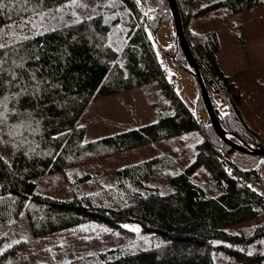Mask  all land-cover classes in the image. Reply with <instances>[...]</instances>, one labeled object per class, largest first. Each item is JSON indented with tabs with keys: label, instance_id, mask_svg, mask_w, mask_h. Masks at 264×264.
Listing matches in <instances>:
<instances>
[{
	"label": "trees",
	"instance_id": "trees-1",
	"mask_svg": "<svg viewBox=\"0 0 264 264\" xmlns=\"http://www.w3.org/2000/svg\"><path fill=\"white\" fill-rule=\"evenodd\" d=\"M112 1L117 4L110 7L112 12L78 19L79 23L77 18L65 15V20L54 26L55 31L35 35L31 26H20L22 18L27 20L33 15L21 8L36 7L39 0H30L27 5L3 0L6 7L0 11V29L8 33L5 40H12V32L18 37L33 38L14 43L19 53L14 58L17 63H21L20 57L24 58L22 67L12 65L11 58L4 64L17 77L13 83L20 87H0V102L4 104L0 112L6 117L0 124V224L9 227L25 212L37 238L92 227L118 232L125 224H138L142 233L157 242L148 249L136 244L111 249L88 256L80 264H215V249L225 250L239 264L264 262V250L247 254L225 245L215 246L221 242L247 247L264 239V224L250 236L226 230L264 217V199L239 177L255 173L259 178L258 171L247 166H257L256 160L261 157L228 146L212 125L204 127L198 113L192 116L176 97L151 40L165 23H172L175 32L168 0ZM175 1L222 127L232 141L264 148V140L253 132L240 112L242 94L219 65L221 45L217 33L198 34L188 29L193 18L220 10L242 13L264 5V0H215L197 8L196 0ZM70 3L71 0H43L39 10L47 12ZM13 24L16 27L10 29ZM176 48L177 45L171 51L176 50L179 61L191 68L181 47ZM3 51L12 56L11 49ZM37 56L39 59H35ZM189 71L197 83L192 68ZM0 79L7 82L9 73ZM150 83H157L173 105L174 114L140 128L85 142L82 120L92 100ZM17 92L20 95L14 97ZM5 96L9 97L7 101H3ZM200 103L203 104L201 95L198 108ZM193 133L202 138L183 170H179L174 158L157 156L117 170L112 186L94 196L59 200L36 192L35 179L46 174ZM229 164L234 168L231 172L227 171ZM201 167L207 170L216 188L213 192L193 180ZM92 179L87 174L80 181Z\"/></svg>",
	"mask_w": 264,
	"mask_h": 264
},
{
	"label": "rangeland",
	"instance_id": "rangeland-1",
	"mask_svg": "<svg viewBox=\"0 0 264 264\" xmlns=\"http://www.w3.org/2000/svg\"><path fill=\"white\" fill-rule=\"evenodd\" d=\"M213 1L215 0H196V8ZM80 3L86 4L87 7H65L66 10L63 12L55 13V19L46 18L40 26L43 28L57 26L65 20V15L80 20L93 18L105 11L112 12L110 7L116 4L112 0H80ZM193 10H195L194 7ZM188 29L198 34L217 33L221 45V51L217 55L219 65L223 73L235 82L244 98V103L239 108L243 118L253 132L264 140V5L238 14L220 10L197 19L193 18ZM151 40L156 57L176 97L192 116L198 113L204 127L211 126L205 106L200 103L198 108L200 92L198 84L189 74L191 68L179 61L176 50L171 51L175 45H177L176 49L180 48L176 43L173 24L165 23L157 36L151 37ZM192 43L197 44V41L194 40ZM171 52L173 54L169 55ZM212 104L217 113L213 101ZM172 114H174V107L163 95L157 83H150L125 93L98 98L91 101L82 120V125L86 128L85 142L140 128ZM201 138L200 134L193 133L164 139L61 173L46 174L35 179L36 192L59 200L94 196L112 186L116 180L117 170L157 156L174 158L178 162L179 170H183L188 161L193 159L194 146ZM1 150L2 148L0 152ZM256 163L257 166L253 164L247 167L256 169L258 177L264 181L263 158H257ZM87 174L92 175L93 179L88 182L80 181V178ZM193 180L209 192L216 189L204 167L198 169ZM263 224L264 217H261L239 226L228 227L226 230L230 233L250 236L257 227ZM125 225L129 227L125 228ZM125 225H123V230L118 232L92 227L82 231L69 230L37 238L31 231L26 213L23 212L19 219L9 227L0 224V236H3L0 246V264H80V260L88 256L122 246L136 244L143 246L141 249H148L157 244L155 239L141 232L138 224ZM134 227H138L140 231H132L131 228ZM220 245L252 254L264 250V239L256 245L250 244L247 247L215 243V246ZM213 261L215 264H239L223 249L213 250Z\"/></svg>",
	"mask_w": 264,
	"mask_h": 264
},
{
	"label": "snow or ice",
	"instance_id": "snow-or-ice-1",
	"mask_svg": "<svg viewBox=\"0 0 264 264\" xmlns=\"http://www.w3.org/2000/svg\"><path fill=\"white\" fill-rule=\"evenodd\" d=\"M137 2H139V0H137ZM17 3H20L21 5H27L30 3V0H17ZM43 4V0H39V3L36 5V7H33L31 9L28 8H21V11H29L31 13H33L32 16H30L27 20H24L23 18L21 19L20 22V26L21 27H28L31 26L32 29H35V35H44L46 34L48 31H55L56 29L53 28H41L40 24L47 18V19H55V13L57 12H63L65 7H87L86 4H81L80 0H71L70 4H65V5H61L58 6L54 9H49L47 12L39 10L40 9V5ZM6 7V5L3 3V0H0V11H2L4 8ZM11 11V10H10ZM145 15H147V13H145ZM38 18V20L36 19ZM77 23H79L80 21L77 19L76 21ZM16 25H9V28H15ZM8 35V33L4 32L3 29H0V51L6 50V49H11L12 50V56L10 57L9 52L7 51H3V56H0V77H2V75L5 72H8L10 75V79L5 82L3 79H0V87H7V88H11V87H17L19 88V84H14L13 81H15L17 79V77L15 76L14 73H12L10 71V69L4 68V64L8 62V59L11 58V63L12 65H14L15 67H22V61H23V57H20L21 63H17L16 59L14 58L15 56H18V50L14 47V43L15 42H22L23 40H29L32 39L33 37H30L28 35H24L22 37H18L17 34L15 32L11 33L12 36V40L11 41H7L5 40V37ZM35 59H39V57H35ZM32 79L35 80V75L34 73L32 74ZM20 93H14L13 96H19ZM9 99V97L5 96L3 98V101H7ZM4 104L2 102H0V107H3ZM6 120V117L4 115L3 112H0V124H3ZM10 135L12 134L11 132L9 133ZM125 228H128V225L124 226ZM132 231L134 232H139L140 229L138 227H134L131 228ZM107 231V230H106Z\"/></svg>",
	"mask_w": 264,
	"mask_h": 264
},
{
	"label": "water",
	"instance_id": "water-1",
	"mask_svg": "<svg viewBox=\"0 0 264 264\" xmlns=\"http://www.w3.org/2000/svg\"><path fill=\"white\" fill-rule=\"evenodd\" d=\"M168 2H169V6H170V9L172 12L173 20H174L177 42H178L179 46L181 47L189 65L191 66V68L193 70V72H192L193 75L197 79V84H198V87L200 90V95H201L203 104H204L205 109L208 113V116H209L210 121H211V125H212L216 135L223 142H225L228 146H230L231 148H233L237 152L247 154V155H251V156L261 157L264 160V148H254V147H251L247 144H238V143L231 140L230 136H228V134L226 133V131L222 127L221 122L218 118V115H217V113L214 109V106L212 104L209 91H208V89H207V87L203 81L199 64H198L197 60L195 59V57H194V55H193V53L189 47L188 41L186 39L184 30H183V26H182L181 17H180V14H179V11H178V8L176 5V1L175 0H168Z\"/></svg>",
	"mask_w": 264,
	"mask_h": 264
},
{
	"label": "built area",
	"instance_id": "built-area-1",
	"mask_svg": "<svg viewBox=\"0 0 264 264\" xmlns=\"http://www.w3.org/2000/svg\"><path fill=\"white\" fill-rule=\"evenodd\" d=\"M193 47H196V43H193ZM234 168L229 164L227 166V171L231 172ZM242 180L251 188L253 189L259 196L264 199V181L257 178L255 173H249L248 176L239 175Z\"/></svg>",
	"mask_w": 264,
	"mask_h": 264
}]
</instances>
